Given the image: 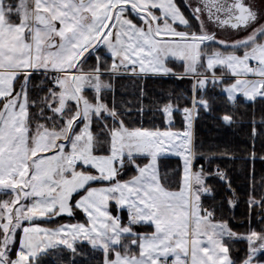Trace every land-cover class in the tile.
<instances>
[{
    "label": "snow or ice",
    "instance_id": "1",
    "mask_svg": "<svg viewBox=\"0 0 264 264\" xmlns=\"http://www.w3.org/2000/svg\"><path fill=\"white\" fill-rule=\"evenodd\" d=\"M262 21L250 0H0V264H264V192L253 183L238 232L204 203L222 192L219 209L237 206L229 170L194 164L213 163L194 135L211 92L264 103ZM210 24L246 35L221 39ZM170 58L190 95L160 109L167 128L130 126L133 109L109 102L103 78L175 75ZM168 156L181 161L174 186L158 163ZM78 211L83 222L37 223ZM236 242H246L239 260Z\"/></svg>",
    "mask_w": 264,
    "mask_h": 264
},
{
    "label": "trees",
    "instance_id": "2",
    "mask_svg": "<svg viewBox=\"0 0 264 264\" xmlns=\"http://www.w3.org/2000/svg\"><path fill=\"white\" fill-rule=\"evenodd\" d=\"M179 3V0H177ZM178 30H184L181 26ZM95 58L88 61V65H92ZM110 62V61H109ZM175 75L168 76H152L138 78L130 75H121L116 78L105 76L104 78L111 83L112 90L105 91V95L109 102L115 97L117 104H123L133 109L131 119L128 121L130 126L138 127L141 123L146 128L159 127L165 129L168 127L165 122L164 115L160 111L164 104L176 101L177 97L190 95L192 79L186 77L177 78V73H182V65L173 62ZM87 67V66H86ZM87 94L91 96L93 93L88 90ZM210 95L216 99L213 104V112L204 114L198 119L194 125V135L196 143L200 151L208 156L213 157V163L209 166L205 162L203 155L198 156L194 162L195 168L201 165L205 168L214 169L216 164L226 167L233 180V187L239 194V200L235 208H228L227 205L223 209H219V202L223 199V193L216 196V200H204L206 206H214L218 208L217 216L231 218L230 223L234 230L245 232L248 228V206L246 200L250 188L255 184L256 196L259 198L261 192H264V134L252 136L253 121L258 132L264 133V103L256 102L255 104L245 102L243 97H238L236 104H230L226 99L219 95L218 90L213 91ZM184 101H180L183 106ZM143 107L144 114L141 117L136 109ZM224 114L233 116L234 123L225 124L220 117ZM173 128H183V118L179 113H175L173 117ZM99 131L98 128H95ZM227 150L233 157L229 160H221L219 154ZM255 151L256 158H251V153ZM159 167L162 175L171 178L173 186L176 182V173L180 170L181 161L178 157L168 156L161 157ZM195 170V169H194ZM131 173H129L130 175ZM211 183V180L209 181ZM259 212V209L256 210ZM69 217L61 216L54 218L52 221L45 222L38 220L37 223L54 227L62 220ZM252 226L259 230L260 225L253 214ZM144 231L145 229H140ZM246 250V242H236L234 244L233 256L237 260L243 258ZM87 251V249H85ZM99 259V256L96 257ZM79 264H85L80 260ZM96 264V261H92Z\"/></svg>",
    "mask_w": 264,
    "mask_h": 264
},
{
    "label": "rangeland",
    "instance_id": "3",
    "mask_svg": "<svg viewBox=\"0 0 264 264\" xmlns=\"http://www.w3.org/2000/svg\"><path fill=\"white\" fill-rule=\"evenodd\" d=\"M258 5H259L261 10H264V0H258ZM262 22H264V21H262ZM209 28H211L210 25H209ZM245 35H246V33H244V32H237V31H232V30H229V29H224L223 31H221L220 33L217 34V36L219 38L225 39V40H228V41L241 39ZM173 62L180 63L182 65V70L184 72L183 62L178 60V59L170 58L169 61H168V65L167 66L170 67L173 70V73L175 72L174 64H172ZM182 73H177V74L180 75ZM103 79H104V81L106 83H108V81L105 78H103Z\"/></svg>",
    "mask_w": 264,
    "mask_h": 264
},
{
    "label": "crops",
    "instance_id": "4",
    "mask_svg": "<svg viewBox=\"0 0 264 264\" xmlns=\"http://www.w3.org/2000/svg\"><path fill=\"white\" fill-rule=\"evenodd\" d=\"M163 130V129H162ZM173 130H182V129H174ZM159 163V162H158ZM63 216H66L68 217L67 215H63ZM61 217V216H60ZM55 218H58V217H55ZM76 222H83V214L80 213L79 211L77 212V214L75 215V217H69V219H65V220H62L59 224H57L56 226L54 227H57L58 225L60 224H68V223H76ZM39 224V223H38ZM41 227H48V226H44V225H41L39 224ZM49 228H52V227H49Z\"/></svg>",
    "mask_w": 264,
    "mask_h": 264
},
{
    "label": "flooded vegetation",
    "instance_id": "5",
    "mask_svg": "<svg viewBox=\"0 0 264 264\" xmlns=\"http://www.w3.org/2000/svg\"><path fill=\"white\" fill-rule=\"evenodd\" d=\"M250 2L253 3L256 7L260 8L258 5V0H250ZM210 26H211L210 30L216 32V34H218L224 30V29L217 28L216 25H214V24H210ZM229 30H231V29H229Z\"/></svg>",
    "mask_w": 264,
    "mask_h": 264
}]
</instances>
